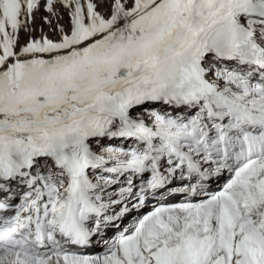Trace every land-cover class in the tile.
<instances>
[{"label":"snow or ice","instance_id":"1","mask_svg":"<svg viewBox=\"0 0 264 264\" xmlns=\"http://www.w3.org/2000/svg\"><path fill=\"white\" fill-rule=\"evenodd\" d=\"M0 264H264V0H0Z\"/></svg>","mask_w":264,"mask_h":264}]
</instances>
